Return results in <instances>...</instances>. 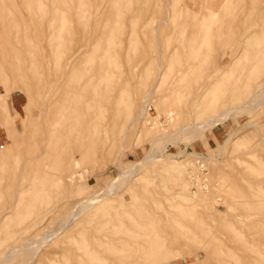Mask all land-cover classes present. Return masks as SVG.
<instances>
[{
    "label": "rangeland",
    "instance_id": "obj_1",
    "mask_svg": "<svg viewBox=\"0 0 264 264\" xmlns=\"http://www.w3.org/2000/svg\"><path fill=\"white\" fill-rule=\"evenodd\" d=\"M0 264H264V0H0Z\"/></svg>",
    "mask_w": 264,
    "mask_h": 264
},
{
    "label": "bare ground",
    "instance_id": "obj_2",
    "mask_svg": "<svg viewBox=\"0 0 264 264\" xmlns=\"http://www.w3.org/2000/svg\"><path fill=\"white\" fill-rule=\"evenodd\" d=\"M215 72H217V70L215 71ZM263 99V96H261V97H257V96H253L252 98H250L245 104H243V105H241L240 107H238V108H245V107H251V109H252V107H256V105H258L260 102H261V100ZM132 101V100H131ZM144 108V107H143ZM237 109V108H236ZM235 108H229V109H227V110H225V111H223V112H221V113H219V115L218 116H216V117H214V118H212V119H210V120H207V121H204V122H202V123H196V124H194V125H191V126H186V127H183V128H181L180 129V131H185L186 129H190V130H197L198 128H205V126L206 127H211L212 125H215L218 121H221V120H223V119H225L227 116H230V115H232V113L236 110ZM250 109V108H249ZM166 115H168L169 117L172 115L171 113H169L168 112V114H166ZM168 118V117H167ZM154 124V123H153ZM163 125V124H162ZM161 126V125H160ZM204 126V127H203ZM162 127V126H161ZM202 130V129H201ZM144 160H142V162H143ZM137 166V165H136ZM135 167H133V168H131V169H134ZM131 169L129 170H126L125 172H123L124 174L125 173H127V172H129V171H131ZM122 178V177H121ZM125 178V177H124ZM110 188H112L113 187V185H111V186H109ZM100 196H95V197H92V198H90L89 199V201H90V203H92L93 205H100V204H102V200H104L103 198H102V196L99 198ZM98 198V199H97ZM80 206V205H79ZM71 221H73V220H70V221H68V223L69 222H71ZM62 228H64V227H61L60 229H62Z\"/></svg>",
    "mask_w": 264,
    "mask_h": 264
}]
</instances>
